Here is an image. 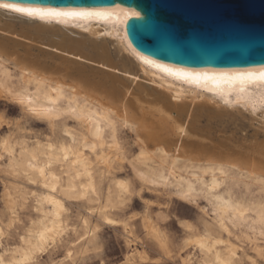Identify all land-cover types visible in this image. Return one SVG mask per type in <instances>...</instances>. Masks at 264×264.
Returning <instances> with one entry per match:
<instances>
[{"label":"bare ground","instance_id":"bare-ground-1","mask_svg":"<svg viewBox=\"0 0 264 264\" xmlns=\"http://www.w3.org/2000/svg\"><path fill=\"white\" fill-rule=\"evenodd\" d=\"M3 3L102 15L40 19L0 8V99L52 132L0 142V168L12 178L5 187L10 220L0 218V264H37L65 236L78 235L69 200L97 204L104 221L118 225L112 213L132 194L116 172L125 163L145 184L184 201L207 200L219 233L208 226L194 234L199 256L184 264H239L245 243L264 254V135L245 132L247 120L264 130V65L194 67L149 56L128 34L140 12L122 4ZM5 123L0 111V129ZM125 132L134 137L131 148ZM31 201L36 215L22 226L19 208ZM146 227L166 245L151 220ZM12 228H22L16 243ZM83 228L67 259L94 239L97 226L85 218ZM141 253L136 247L128 258Z\"/></svg>","mask_w":264,"mask_h":264},{"label":"rangeland","instance_id":"rangeland-1","mask_svg":"<svg viewBox=\"0 0 264 264\" xmlns=\"http://www.w3.org/2000/svg\"><path fill=\"white\" fill-rule=\"evenodd\" d=\"M0 111L6 120L5 127L0 129V142L6 136L25 135L33 140L36 136L44 139L52 135L46 122H38L25 116L19 106L11 107L8 100L0 99ZM246 123L248 125L245 132L249 135L254 134L255 130H258L260 135H264V130L258 128L260 123L255 122V126H250L248 120ZM124 140L126 146L131 148L134 137L125 132ZM123 167L116 172L119 177L130 181L132 194L122 209L112 213V217L118 220L119 224H107L95 203L69 200L67 205L70 223L78 228V235H80L84 232L83 220L88 218L93 225L97 226L94 239L84 246L75 247L72 259H67L64 254L66 255L67 248L72 247L70 242L78 237L71 232L69 236H65L63 243L58 247L51 248L47 254H42L37 264H184L185 258L189 255L199 256L189 239L194 234L203 233L213 224V213L209 210L207 200L200 198L197 202L184 201L169 189L140 181L133 175L129 163H125ZM11 179V176L0 168V218L6 223L10 220V210L5 198V187L10 184ZM24 185L36 188L25 182ZM203 207L207 208V212L203 210ZM19 214L22 218V226H27L30 219L36 215L32 201L25 208H19ZM150 220L159 228L161 238L166 243L165 246L147 229L146 225ZM185 224L191 225V228ZM212 229L215 233H219L214 226ZM21 230L22 228L17 231L14 228L10 230L11 243L18 241V232ZM136 247L142 253L128 258ZM243 248L239 264H264V254L259 255L248 243L243 244Z\"/></svg>","mask_w":264,"mask_h":264},{"label":"water","instance_id":"water-1","mask_svg":"<svg viewBox=\"0 0 264 264\" xmlns=\"http://www.w3.org/2000/svg\"><path fill=\"white\" fill-rule=\"evenodd\" d=\"M55 6H113L140 12L128 22L134 46L154 58L205 67L264 65V0H9Z\"/></svg>","mask_w":264,"mask_h":264},{"label":"snow or ice","instance_id":"snow-or-ice-1","mask_svg":"<svg viewBox=\"0 0 264 264\" xmlns=\"http://www.w3.org/2000/svg\"><path fill=\"white\" fill-rule=\"evenodd\" d=\"M0 8L8 9L10 11L28 16L39 17L40 19H59L62 17H87L92 15H97V16L102 15V13H91V12H61L52 9L42 10V9H33V8H23L9 3L0 4ZM260 79L264 80V76H261Z\"/></svg>","mask_w":264,"mask_h":264}]
</instances>
